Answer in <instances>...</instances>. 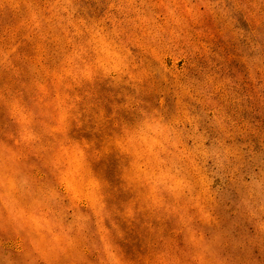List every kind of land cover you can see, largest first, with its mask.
I'll return each instance as SVG.
<instances>
[{"label":"rangeland","instance_id":"374dc122","mask_svg":"<svg viewBox=\"0 0 264 264\" xmlns=\"http://www.w3.org/2000/svg\"><path fill=\"white\" fill-rule=\"evenodd\" d=\"M262 21L264 0H0V264H264Z\"/></svg>","mask_w":264,"mask_h":264},{"label":"snow or ice","instance_id":"6c2138e0","mask_svg":"<svg viewBox=\"0 0 264 264\" xmlns=\"http://www.w3.org/2000/svg\"><path fill=\"white\" fill-rule=\"evenodd\" d=\"M262 26H264V21H262ZM0 104H3L4 108L6 111H9L12 109L13 107V102L10 96H8L7 94H5L4 99L2 101H0ZM39 114H36L35 118H38ZM129 128H134L135 127V123L133 121H129L128 124ZM118 134H121L120 129H117ZM9 143H11V141H9ZM44 191L46 193H50V192H56L58 194L57 198H62L64 196V189L61 187L60 183H58L55 179H51V184L50 185H45ZM35 194V189H34V193ZM49 199H55L52 196H49ZM121 212H123V209H121ZM74 229H73V233H74ZM113 234L115 235V229H113ZM157 251L159 252L160 250L157 249ZM102 254L108 255V251L106 249H102ZM161 257L162 258H157L155 260L151 261V264H177V261L171 260L167 257L166 254L161 252ZM90 260V264H98V261H96L94 258H89ZM17 264H28V262L26 261H17ZM61 264H68L67 261H62ZM109 264H112L111 261H109Z\"/></svg>","mask_w":264,"mask_h":264}]
</instances>
